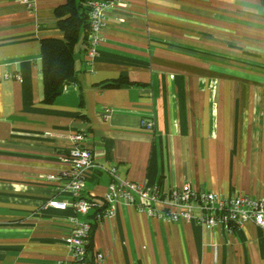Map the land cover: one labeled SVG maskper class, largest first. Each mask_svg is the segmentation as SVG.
I'll return each mask as SVG.
<instances>
[{
	"label": "crops",
	"instance_id": "0c3cea01",
	"mask_svg": "<svg viewBox=\"0 0 264 264\" xmlns=\"http://www.w3.org/2000/svg\"><path fill=\"white\" fill-rule=\"evenodd\" d=\"M65 1L0 0V76L11 74L0 80V264L69 258L73 209L49 202L70 200L78 130L122 178L264 197V0H119L95 54L78 41L72 77L46 102L40 45L63 37L55 8ZM109 182L93 169L82 194L104 205ZM94 212L76 216L90 222L102 264H264V228L252 221L229 231L124 201L112 217Z\"/></svg>",
	"mask_w": 264,
	"mask_h": 264
},
{
	"label": "built area",
	"instance_id": "2783aa9c",
	"mask_svg": "<svg viewBox=\"0 0 264 264\" xmlns=\"http://www.w3.org/2000/svg\"><path fill=\"white\" fill-rule=\"evenodd\" d=\"M20 1L32 7L33 0ZM118 1L87 0L90 32L86 51L89 58L95 54V47L100 40L104 11L115 7ZM9 77L11 74L4 73L0 80ZM141 127L153 129V121L142 119ZM71 138L74 142L69 152L71 166L65 173V187L70 193V200L49 202L55 209L64 210L68 205L73 209V214L67 217L71 226L66 238L69 258L58 260L54 264H102L104 256L101 252H89L90 222L79 219L76 214H85L94 208V217L99 221L114 216L120 201L166 221L193 220L209 227L223 226L229 231L240 228L245 221H252L256 226L264 228V197L248 194L224 197L215 191L195 189L189 183L165 193L157 184L149 186L120 177L115 165L103 166L95 162L91 151L82 145L85 138L83 131L72 133ZM93 169L102 170L110 177L108 189L103 195L104 205L82 194L88 172ZM55 178L53 174L47 176L49 180Z\"/></svg>",
	"mask_w": 264,
	"mask_h": 264
},
{
	"label": "trees",
	"instance_id": "16d2710c",
	"mask_svg": "<svg viewBox=\"0 0 264 264\" xmlns=\"http://www.w3.org/2000/svg\"><path fill=\"white\" fill-rule=\"evenodd\" d=\"M87 0H66L55 8L62 38L41 40L40 70L43 83V101L51 102L59 93L63 81L74 73V48L78 41L87 46L90 32ZM107 82L104 85H117ZM90 246V241L89 245Z\"/></svg>",
	"mask_w": 264,
	"mask_h": 264
}]
</instances>
